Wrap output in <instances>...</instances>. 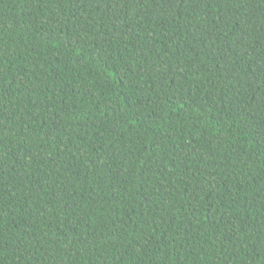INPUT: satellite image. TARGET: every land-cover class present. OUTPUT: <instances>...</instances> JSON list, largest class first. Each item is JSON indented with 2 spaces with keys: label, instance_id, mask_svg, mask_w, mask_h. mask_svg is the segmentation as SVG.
Segmentation results:
<instances>
[{
  "label": "trees",
  "instance_id": "1",
  "mask_svg": "<svg viewBox=\"0 0 264 264\" xmlns=\"http://www.w3.org/2000/svg\"><path fill=\"white\" fill-rule=\"evenodd\" d=\"M0 264H264V0H0Z\"/></svg>",
  "mask_w": 264,
  "mask_h": 264
}]
</instances>
